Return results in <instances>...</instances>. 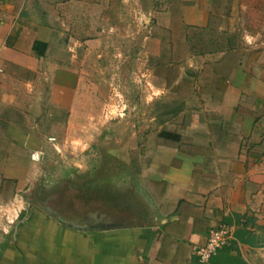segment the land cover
<instances>
[{"label": "crops", "instance_id": "crops-1", "mask_svg": "<svg viewBox=\"0 0 264 264\" xmlns=\"http://www.w3.org/2000/svg\"><path fill=\"white\" fill-rule=\"evenodd\" d=\"M132 24L146 56L188 60L176 79L146 82L159 130L114 151L140 161L131 222L24 223V193L57 164L58 128H89L78 58L104 57ZM119 212L104 215L122 223ZM221 226L234 240L210 264H264V0H0V264H202L195 250Z\"/></svg>", "mask_w": 264, "mask_h": 264}, {"label": "rangeland", "instance_id": "rangeland-1", "mask_svg": "<svg viewBox=\"0 0 264 264\" xmlns=\"http://www.w3.org/2000/svg\"><path fill=\"white\" fill-rule=\"evenodd\" d=\"M134 27L136 29L135 24L122 26L121 39L108 42L104 57L78 58L87 62L86 68L76 69L82 70L86 84L83 92L89 100V128L85 130V120L81 122V118L72 130L58 128L55 143L60 152L53 153L57 164L42 168L39 184L24 193V223L35 215H39L41 225L61 223L47 214L45 207L56 210L67 222L96 213L115 217L118 211L125 218L122 223L131 222L128 213L135 203L130 199L135 186L134 182H129V177L136 176L140 161L133 158L136 154H121L118 159L114 151L122 152V147L131 150L130 146L136 144L141 146L148 133L159 130L160 120L145 119L146 82L155 79L154 76L166 81L176 79L177 65L180 67L188 60L187 51L179 57L166 55L167 47H163L159 56H146L131 33ZM142 30H137L140 31L138 37L143 36L145 29ZM59 53L62 55L58 58L64 60V51L59 50ZM154 111L149 109V116ZM82 131L89 135L87 142L79 136ZM10 187L8 193H11Z\"/></svg>", "mask_w": 264, "mask_h": 264}, {"label": "water", "instance_id": "water-1", "mask_svg": "<svg viewBox=\"0 0 264 264\" xmlns=\"http://www.w3.org/2000/svg\"><path fill=\"white\" fill-rule=\"evenodd\" d=\"M43 210L50 216L55 217L62 224L76 230H81L83 232L95 233L127 227V224L125 223L110 221L106 215L101 213H96L95 215L88 214L81 220L67 222L62 219L60 214L53 208L45 207Z\"/></svg>", "mask_w": 264, "mask_h": 264}, {"label": "built area", "instance_id": "built-area-1", "mask_svg": "<svg viewBox=\"0 0 264 264\" xmlns=\"http://www.w3.org/2000/svg\"><path fill=\"white\" fill-rule=\"evenodd\" d=\"M234 240L232 229L227 226L213 228L209 231L207 242L196 248L195 254L202 264H210L220 251Z\"/></svg>", "mask_w": 264, "mask_h": 264}, {"label": "trees", "instance_id": "trees-1", "mask_svg": "<svg viewBox=\"0 0 264 264\" xmlns=\"http://www.w3.org/2000/svg\"><path fill=\"white\" fill-rule=\"evenodd\" d=\"M160 137H162V138H164V139H178L179 137L178 136H174L173 134H171V133H169V132H167V131H162L161 133H160ZM234 245H235V243H234ZM225 251H227V250H225ZM213 260V259H212Z\"/></svg>", "mask_w": 264, "mask_h": 264}, {"label": "flooded vegetation", "instance_id": "flooded-vegetation-1", "mask_svg": "<svg viewBox=\"0 0 264 264\" xmlns=\"http://www.w3.org/2000/svg\"><path fill=\"white\" fill-rule=\"evenodd\" d=\"M87 216V215H86Z\"/></svg>", "mask_w": 264, "mask_h": 264}]
</instances>
